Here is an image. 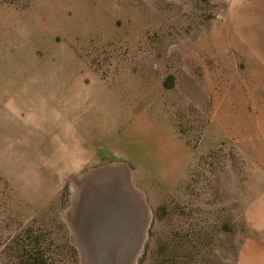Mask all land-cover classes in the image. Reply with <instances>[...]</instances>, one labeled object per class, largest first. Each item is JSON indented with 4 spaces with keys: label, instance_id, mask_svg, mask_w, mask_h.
Wrapping results in <instances>:
<instances>
[{
    "label": "rangeland",
    "instance_id": "1",
    "mask_svg": "<svg viewBox=\"0 0 264 264\" xmlns=\"http://www.w3.org/2000/svg\"><path fill=\"white\" fill-rule=\"evenodd\" d=\"M120 163L138 264H264V0H0V264H82L73 181Z\"/></svg>",
    "mask_w": 264,
    "mask_h": 264
},
{
    "label": "water",
    "instance_id": "2",
    "mask_svg": "<svg viewBox=\"0 0 264 264\" xmlns=\"http://www.w3.org/2000/svg\"><path fill=\"white\" fill-rule=\"evenodd\" d=\"M99 168L108 170L93 172ZM99 168L73 181V186L82 182L85 188L81 194L76 188L71 205L77 215L69 224L71 242L82 264H138L148 239L151 209L127 164Z\"/></svg>",
    "mask_w": 264,
    "mask_h": 264
},
{
    "label": "bare ground",
    "instance_id": "3",
    "mask_svg": "<svg viewBox=\"0 0 264 264\" xmlns=\"http://www.w3.org/2000/svg\"><path fill=\"white\" fill-rule=\"evenodd\" d=\"M108 170V168H106V169H99V170H94L93 172L94 173H98V172H106ZM121 172V171H120ZM90 174V173H89ZM92 178V176H90V178L88 179L89 181H90V179ZM135 181V180H134ZM87 182V181H86ZM83 183L82 182H78V184H75V186H74V196H75V192H76V188H78V187H80V185H82ZM136 184V183H135ZM136 187H137V185H136ZM73 202H74V197H73ZM74 212V211H73ZM71 213H72V211L69 213V212H67V217H66V219H67V221H68V223L70 224V223H72V220H71ZM74 221V220H73Z\"/></svg>",
    "mask_w": 264,
    "mask_h": 264
},
{
    "label": "crops",
    "instance_id": "4",
    "mask_svg": "<svg viewBox=\"0 0 264 264\" xmlns=\"http://www.w3.org/2000/svg\"><path fill=\"white\" fill-rule=\"evenodd\" d=\"M263 243H264V242H263ZM253 247H254V246H253ZM253 247H252V250H253ZM257 248H260L261 251H264V244L261 245V246H259V247H257ZM247 264H249V263H247Z\"/></svg>",
    "mask_w": 264,
    "mask_h": 264
},
{
    "label": "trees",
    "instance_id": "5",
    "mask_svg": "<svg viewBox=\"0 0 264 264\" xmlns=\"http://www.w3.org/2000/svg\"><path fill=\"white\" fill-rule=\"evenodd\" d=\"M33 264H43L41 261L35 260Z\"/></svg>",
    "mask_w": 264,
    "mask_h": 264
}]
</instances>
